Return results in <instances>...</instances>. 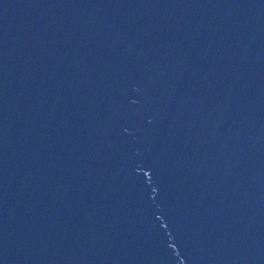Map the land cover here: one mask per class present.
Returning a JSON list of instances; mask_svg holds the SVG:
<instances>
[{
    "label": "water",
    "instance_id": "1",
    "mask_svg": "<svg viewBox=\"0 0 264 264\" xmlns=\"http://www.w3.org/2000/svg\"><path fill=\"white\" fill-rule=\"evenodd\" d=\"M0 264H264V0H0Z\"/></svg>",
    "mask_w": 264,
    "mask_h": 264
}]
</instances>
